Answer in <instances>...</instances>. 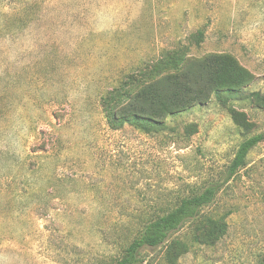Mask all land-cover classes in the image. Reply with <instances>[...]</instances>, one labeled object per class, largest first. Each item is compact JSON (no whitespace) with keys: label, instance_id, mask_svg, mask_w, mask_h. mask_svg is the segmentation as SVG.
<instances>
[{"label":"rangeland","instance_id":"374dc122","mask_svg":"<svg viewBox=\"0 0 264 264\" xmlns=\"http://www.w3.org/2000/svg\"><path fill=\"white\" fill-rule=\"evenodd\" d=\"M204 61L229 91L164 127L111 121ZM261 133L264 0H0V264H116L137 219L223 181ZM139 264H264V142Z\"/></svg>","mask_w":264,"mask_h":264},{"label":"trees","instance_id":"16d2710c","mask_svg":"<svg viewBox=\"0 0 264 264\" xmlns=\"http://www.w3.org/2000/svg\"><path fill=\"white\" fill-rule=\"evenodd\" d=\"M206 62L188 66L179 75H171L146 85L135 95L127 97V105L112 113L111 121L125 124L164 127V120L175 113L204 102L210 95L219 97L226 87H215L210 79ZM211 68L214 62H207ZM118 116V117H117ZM264 142V133L241 142L231 161L225 179L209 184L197 195L182 199L174 208L160 216L140 217L135 221L137 238L126 248L116 264H139L142 251L165 246L172 235L188 223L197 221L203 211L214 203L223 186L245 166L248 154ZM154 208H152L153 210Z\"/></svg>","mask_w":264,"mask_h":264}]
</instances>
